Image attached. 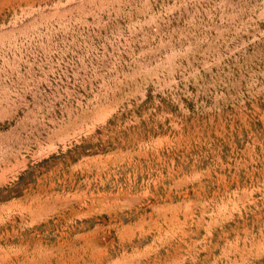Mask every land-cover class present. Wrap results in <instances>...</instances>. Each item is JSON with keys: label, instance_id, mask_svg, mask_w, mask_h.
I'll return each instance as SVG.
<instances>
[{"label": "rangeland", "instance_id": "rangeland-1", "mask_svg": "<svg viewBox=\"0 0 264 264\" xmlns=\"http://www.w3.org/2000/svg\"><path fill=\"white\" fill-rule=\"evenodd\" d=\"M0 264H264V0H0Z\"/></svg>", "mask_w": 264, "mask_h": 264}]
</instances>
